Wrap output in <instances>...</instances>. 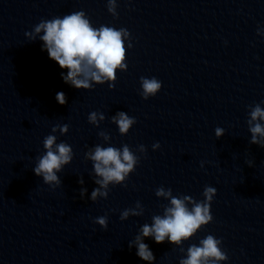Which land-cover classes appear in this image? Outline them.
Segmentation results:
<instances>
[{
	"label": "clouds",
	"instance_id": "obj_1",
	"mask_svg": "<svg viewBox=\"0 0 264 264\" xmlns=\"http://www.w3.org/2000/svg\"><path fill=\"white\" fill-rule=\"evenodd\" d=\"M116 7V0H108V11L114 17L118 15ZM41 33L43 34L40 35ZM25 35L32 42L39 36L49 58L57 62L60 68L68 70L67 75L62 74L63 81L76 89H91L93 84L106 82L112 89L115 87L117 70L127 71V48L132 47L128 30L124 28L118 30L104 25L95 28L83 11L73 12L63 18L41 20L32 32H26ZM125 40H129L127 47ZM140 83L141 96L145 100L155 96L162 87L161 82L155 77H141ZM56 100L60 105L67 103L63 92L56 94ZM104 120L103 113L91 112L88 116L89 123L96 126ZM111 121L118 126L121 135H126L136 123L134 117H130L123 111L112 116ZM262 122H264V108L256 104L250 108L247 121L251 133L250 144L264 148V123ZM57 130L61 135L66 134L69 130L68 125H57L52 128L53 133ZM215 135L217 138L222 137L224 129L216 128ZM99 136L105 142L111 139L103 131L99 133ZM43 147L46 150L45 154L38 158L33 171L35 175L43 177V183L55 188L62 183L57 173L61 172L65 165L71 163L74 155L73 149L67 143H57L55 135L46 136ZM159 147L160 144L157 142L153 145V150ZM138 151L146 153V148L140 145ZM85 155L86 159L93 162L94 174L97 177L94 182L99 186L91 193L92 201L98 198L106 199L109 194V185L123 184L139 163V157L127 144L122 148L103 147L98 144ZM249 166L251 167V163ZM79 183L84 184L83 178L79 180ZM216 191L214 187L205 186L204 200L197 201L188 195L174 196L170 188H158L155 195L168 200L169 204L164 206L163 215H154L150 225L144 224L141 227L140 234L135 237L134 241L129 242V248L135 246L137 256L147 261L148 264H152L155 256L149 246L144 243L145 238L152 237L158 244L167 239L173 245L181 246L202 227L212 222L211 203ZM86 193L87 189L82 187L80 189L81 199ZM143 212V206L137 201L135 208L125 209L121 213L120 219L142 216ZM95 223L105 230L108 228L107 216L96 218ZM221 243L220 239L211 234L207 235L200 240L199 246L192 244L188 247L186 258H182L180 264H220L226 261L228 256L221 249ZM180 251L183 252L184 249L181 247Z\"/></svg>",
	"mask_w": 264,
	"mask_h": 264
}]
</instances>
